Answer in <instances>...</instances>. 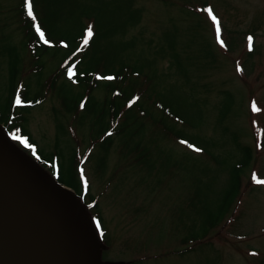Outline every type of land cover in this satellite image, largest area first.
Segmentation results:
<instances>
[{
	"label": "rangeland",
	"instance_id": "obj_1",
	"mask_svg": "<svg viewBox=\"0 0 264 264\" xmlns=\"http://www.w3.org/2000/svg\"><path fill=\"white\" fill-rule=\"evenodd\" d=\"M19 1L0 0V94L8 89V47L13 45L19 48L20 56L17 79L24 83L31 80V89L36 90V75L27 76L30 56L21 47L19 14L21 18L23 10L18 9ZM45 1L52 5V0ZM205 4V10H201ZM135 5L141 8L142 18L128 35H142L144 40L155 43L163 33L166 37L177 36L175 47L189 67L188 78L199 84L198 95L206 99L204 125H199L196 133L208 140L217 139L220 144L216 152L226 154L232 150L231 142L222 135L226 127L252 149L253 159L243 170L241 190L222 223L206 239L188 243L182 240L186 229L199 222L202 198L217 195L226 171L210 164V170L204 172L202 167L207 161L181 143L157 139L150 144L153 150L142 168L131 162L129 165L131 155H122L114 143L101 163V147H89L93 136L91 118L81 121L63 110L59 100L67 91L55 94L47 89L49 75L57 63L56 53L44 57L46 96L40 104L25 109V127L39 148L62 155L66 164L74 153L81 156L82 177L97 201L92 210L100 214L106 231L107 243L100 259L103 264H258L264 256V183L256 182L264 181V0H135ZM114 6L116 2L102 12V17L116 14ZM69 9L71 13L72 5ZM212 16L219 22L222 37H228V31L235 36L236 32L257 29L253 34L256 53L247 65L243 66V61L250 37L238 36L233 48L227 50L217 39ZM64 21L60 19L59 24ZM192 29L196 31L191 33ZM201 44L210 49L206 55L198 53ZM169 61L167 56L156 61L158 71L169 74L164 83L179 80L172 70H166ZM67 87L77 90L73 85ZM172 90L175 97L181 98L179 93L184 97L182 91ZM222 90L231 91L235 105L220 122L216 120V107ZM94 94L101 97L102 92ZM191 97L188 101L195 103V95ZM146 137V142L153 138L150 134ZM192 163L198 167L192 168ZM197 177L204 180L196 184L201 197L187 200Z\"/></svg>",
	"mask_w": 264,
	"mask_h": 264
},
{
	"label": "trees",
	"instance_id": "obj_2",
	"mask_svg": "<svg viewBox=\"0 0 264 264\" xmlns=\"http://www.w3.org/2000/svg\"><path fill=\"white\" fill-rule=\"evenodd\" d=\"M19 2L18 9L23 10L21 18L19 14L21 47L30 56L27 76L31 78L30 74L36 75V80H33L36 90L31 89V80L24 83L17 79L20 74L19 48L17 45L9 46L8 89L0 94V124L13 143L58 183L73 190L98 241L100 259L107 236L100 214L92 210L96 208L97 201L82 177L79 161L81 156L74 153L66 164L62 155L45 153L24 124L25 109L38 105L45 99L43 88L47 78L42 79V67L44 57L54 56L52 53H56L58 59L49 75L47 89L55 94L67 91L68 94H62L59 100L63 110L81 121L86 117L91 118L93 136L89 139V147H101L102 154L98 158L101 163L115 143L122 155H131L129 165L131 162L142 168L153 150V145L150 144L160 138L174 140L192 150L199 149L197 152L207 161L202 167L204 172L209 171L211 165L217 170L226 171V178L220 183L223 186L219 185L221 188L214 197L204 195L199 222L186 229V235L182 238L185 243L194 241L192 239H206L208 233L222 223L239 194L243 170L250 165L253 152L248 144L242 143L238 135L228 131L226 127H223L222 135L225 134L226 139L231 142V153L216 152L215 148L220 144L217 139L208 140L196 133L198 126L204 125L206 99L198 95L199 84L188 78L189 67L182 62L175 47L176 34L166 37L163 33L156 43L151 39L144 40L142 35H128L142 18V10L135 5V0H52V5L44 0L43 3L38 0ZM113 2H116L113 7L116 14L103 18L102 12ZM29 4L33 13L31 17L28 15ZM70 5L73 7L71 13ZM205 8L206 4L201 10ZM64 11L68 13L62 16ZM62 18L65 21L59 24ZM90 27L91 37L88 36ZM256 30L246 33L235 31V36L229 35L232 31H228V37H222L220 30L219 40L227 50H231L238 41V36L251 38V49L248 45L245 51L247 54H244V66L256 53L257 43L253 37ZM193 31L196 30L192 29L191 33ZM197 50L199 55H206L210 51L207 44H201ZM166 56L170 60L166 70H172L179 80L164 83L169 74L159 72L156 61ZM192 56L195 58L197 55L193 53ZM67 85H73L77 90L73 91ZM172 89L182 91L184 97L180 93L181 98L175 97ZM99 91L102 92L101 97L94 94ZM219 94L216 120L222 122L233 109L235 97L229 90H222ZM189 95L192 99L195 95V103L193 100L188 101ZM17 98L20 100L19 104ZM147 134L153 137L150 142H146ZM84 158L85 156L82 160ZM191 165L192 168L198 167L196 163ZM200 181L204 180L197 177L191 183L193 191L187 200L201 197L196 186ZM204 184L208 186L207 182ZM258 264H264V256L259 259Z\"/></svg>",
	"mask_w": 264,
	"mask_h": 264
},
{
	"label": "water",
	"instance_id": "obj_3",
	"mask_svg": "<svg viewBox=\"0 0 264 264\" xmlns=\"http://www.w3.org/2000/svg\"><path fill=\"white\" fill-rule=\"evenodd\" d=\"M0 264H100L79 201L10 141L1 124Z\"/></svg>",
	"mask_w": 264,
	"mask_h": 264
},
{
	"label": "snow or ice",
	"instance_id": "obj_4",
	"mask_svg": "<svg viewBox=\"0 0 264 264\" xmlns=\"http://www.w3.org/2000/svg\"><path fill=\"white\" fill-rule=\"evenodd\" d=\"M32 7H31V5L29 4L28 5V15L31 17L32 16ZM209 15L211 16L212 15V13H211V11L209 10ZM212 19H213V21L216 23V25H217V39L219 40L220 39V37H219V22L218 21H216V18L214 17V16H212ZM37 31L39 32V29H37ZM40 36H41V39H43V33L41 32L40 33ZM88 36L89 37H91L92 36V29H91V27L89 28V30H88ZM85 43H87V41H85ZM249 47H250V49H251V38H249ZM17 103L19 104L20 103V100H19V98H17ZM196 151H199V149H195ZM257 183H264V181H256Z\"/></svg>",
	"mask_w": 264,
	"mask_h": 264
}]
</instances>
